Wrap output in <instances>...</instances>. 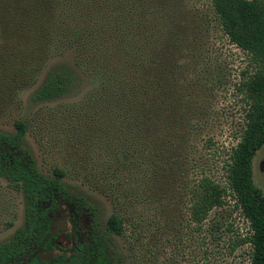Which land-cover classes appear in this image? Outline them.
<instances>
[{"label": "trees", "instance_id": "1", "mask_svg": "<svg viewBox=\"0 0 264 264\" xmlns=\"http://www.w3.org/2000/svg\"><path fill=\"white\" fill-rule=\"evenodd\" d=\"M194 1L14 3L32 15L45 52L54 48L73 54L68 69L50 77L48 90L78 92L89 84L90 92L71 112L100 125L99 139L107 140V147L113 137L120 144L130 139L124 150L133 169L126 175L108 173V197L117 201L120 196L109 185L113 180H136L141 201L163 211L165 191L174 181H183L191 166L197 174L191 187V220L201 226L231 197L249 225V234L236 239L231 252L249 244V264H264V192L253 178L254 159L264 146V0H208L211 15L197 9ZM213 21L253 66L239 86L245 123L227 162V186L206 175L197 156L201 136L210 128L209 105L224 79L222 65L208 54ZM47 93L46 87L39 92ZM15 127L14 134L0 130V177L23 193L25 222L0 245V264H112L114 238L125 233V219L115 213L101 229L96 206L66 182L67 170L56 166L52 175H45L24 148L27 123L18 121ZM212 142L209 137L204 147ZM130 185L133 189L135 184ZM82 211L89 217L87 241L55 231L59 216L71 212L82 218ZM63 233L68 246L60 240ZM42 253L54 256L43 260Z\"/></svg>", "mask_w": 264, "mask_h": 264}, {"label": "rangeland", "instance_id": "2", "mask_svg": "<svg viewBox=\"0 0 264 264\" xmlns=\"http://www.w3.org/2000/svg\"><path fill=\"white\" fill-rule=\"evenodd\" d=\"M14 1L0 0V130L14 134L16 122L27 123L25 150L45 175H52L56 166L67 170L66 182L96 206L101 229L106 228L111 215L121 214L125 233L114 238L112 264H249V244L231 252L235 240L249 234L248 222L231 197L201 226L191 220V187L197 175L191 166L183 181H174L165 191L163 211L141 201L136 180L129 184L124 179L113 180L109 185L120 196L117 201L108 197L104 182L112 175L108 173L126 175L133 169L124 150L130 139L120 144L113 137L107 147V140L99 139L103 135L100 125L94 126L89 117L71 112L81 106L90 92L89 84L78 92L48 90L50 77L65 72L74 62L73 54L54 48L45 52L43 35L38 34L32 15L21 5L22 10L15 8ZM194 4L203 13L212 14L208 0H195ZM210 32L209 59L222 65L224 79L209 105L210 128L201 136L203 146L197 156L206 167L205 174L227 186V162L245 123V101L239 86L253 66L248 54L228 40L217 22L213 21ZM43 87L48 93L41 96ZM209 137L213 142L207 148L204 145ZM253 171L255 185L264 192V146L256 154ZM131 183L135 184L133 189ZM81 215L79 218L70 212L59 216L55 231L73 233L80 241H87L89 217L84 211ZM24 222L23 193L0 177V245L10 240ZM60 240L64 246L70 244L64 233ZM53 256L42 253L41 259Z\"/></svg>", "mask_w": 264, "mask_h": 264}]
</instances>
